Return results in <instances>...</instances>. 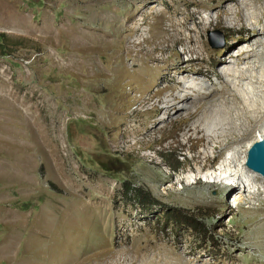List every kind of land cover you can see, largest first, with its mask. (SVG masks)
Listing matches in <instances>:
<instances>
[{
  "label": "rangeland",
  "instance_id": "1",
  "mask_svg": "<svg viewBox=\"0 0 264 264\" xmlns=\"http://www.w3.org/2000/svg\"><path fill=\"white\" fill-rule=\"evenodd\" d=\"M98 1L0 0V33L20 44L0 55V264H264V178L256 177L263 190L233 202L248 184L230 189L209 171L255 131L214 151L203 134L187 137L198 108L163 116L158 103L184 63L218 83L214 57L246 38L237 16L219 13L234 3L189 5L207 26L199 64L185 43L152 55L134 46L165 37L168 7L182 21L186 0H153L145 19L144 0ZM215 31L222 49L208 44ZM136 54L165 70L141 72ZM263 88L253 86L257 99ZM184 213L211 217L195 232Z\"/></svg>",
  "mask_w": 264,
  "mask_h": 264
},
{
  "label": "bare ground",
  "instance_id": "2",
  "mask_svg": "<svg viewBox=\"0 0 264 264\" xmlns=\"http://www.w3.org/2000/svg\"><path fill=\"white\" fill-rule=\"evenodd\" d=\"M224 2L234 3V7L229 8L226 5L219 7L220 15L234 14L237 16L242 31L246 33V38H239L237 46L235 44L230 45L229 48L234 50L228 56L222 57L224 54L222 53L214 57L215 64L222 65V68L217 72L218 83L204 84L199 79L200 77L192 74L193 72L197 74L205 72L208 74L207 70L204 71L203 68L191 69L184 63L180 70L172 69L174 73L169 80L170 84L164 88L169 93L158 100V103L161 104L160 110L163 111V116L182 113L180 111L181 105L188 107L186 108L188 110L183 112L198 108L201 115L198 116L194 125L186 129L187 137L191 138L194 134H203V139L208 144H212L214 151L222 145L224 147L232 146V142L240 144L252 131H255L252 140L247 142L244 148H234V152L227 159H222V165L214 171L213 169L209 170L212 172L210 176L217 178V181L227 180L229 182L226 181L228 183L227 188L232 189L238 183L242 185L243 183L248 184L249 189L243 186L242 192L233 198V202H238L244 197L252 198L249 195L250 193L247 194L250 189H253L254 194L259 190H263L258 187L256 182V177L262 176L246 168L245 161L249 148L259 140L264 141V88L261 90L260 99L256 98L257 95L253 89L254 85H261L264 82V0H224ZM191 3L203 5L199 0H186L184 3L185 9L181 13V15H185L182 17V21L176 18L179 14L178 11L176 9L169 11L168 7L167 13L169 16H165V20L169 24L164 27L165 37H157L156 34L155 36L148 35L143 37L142 41L134 44V46L140 47V52L146 50L147 55H152L158 48L163 51L169 50V42L173 45L185 43V52L191 54V58L188 61H198L200 62L199 64H202L205 59L199 57L203 56V49L199 46V42L201 33L207 26L203 19L197 18L196 14L189 11ZM153 4V0L141 2L143 19L153 14L151 12L144 14V10L153 9ZM154 15L162 17L163 14L159 12ZM189 17L192 18L193 26L188 25L187 19ZM184 32L187 33L185 34ZM244 40L249 43V46L239 48V44ZM143 42H146L149 48ZM156 42L159 43L158 46H150L156 44ZM91 43L92 37L86 35V46H90ZM163 43H165V46H160ZM135 56H138L137 58L140 61L141 72L143 70H155L156 72L157 69L160 72L165 70V61L163 60H156L152 56H150V60L148 57L144 59L139 54ZM88 59H91V55ZM135 61L136 59L133 62ZM154 62L155 64L152 66L150 63ZM245 84L247 85L246 88H244ZM249 86L252 88H249ZM233 109H237V111H233ZM202 173H204L203 168L200 172L198 171L201 176L204 175ZM204 176L208 175L205 173ZM196 179L200 181V177ZM206 180L210 181L209 178Z\"/></svg>",
  "mask_w": 264,
  "mask_h": 264
},
{
  "label": "water",
  "instance_id": "3",
  "mask_svg": "<svg viewBox=\"0 0 264 264\" xmlns=\"http://www.w3.org/2000/svg\"><path fill=\"white\" fill-rule=\"evenodd\" d=\"M208 44L213 49H222L225 40L219 32L208 33ZM245 166L264 178V141L255 142L247 152Z\"/></svg>",
  "mask_w": 264,
  "mask_h": 264
},
{
  "label": "trees",
  "instance_id": "4",
  "mask_svg": "<svg viewBox=\"0 0 264 264\" xmlns=\"http://www.w3.org/2000/svg\"><path fill=\"white\" fill-rule=\"evenodd\" d=\"M225 44H226V41H225ZM18 45H20L19 42L9 40L4 33H0V55L1 56L8 55ZM176 161L179 162L177 157H176ZM137 193H138L137 197L141 200L140 196L144 195V194H141L140 191H138ZM149 203L151 204V206H157L158 205V203L156 201H153V200H152V202H149ZM166 213L168 214L169 210ZM173 214L176 215L175 213H173ZM176 217H178V216H176ZM182 217L184 218V222L187 224V226L192 231L200 232V229H203L202 227H204V225L202 224V221L205 218L211 217V216H206V215L198 216V215H194V214L192 215V214H185L184 213V215ZM207 234H209V233L205 232L204 234H202V236L206 238Z\"/></svg>",
  "mask_w": 264,
  "mask_h": 264
},
{
  "label": "clouds",
  "instance_id": "5",
  "mask_svg": "<svg viewBox=\"0 0 264 264\" xmlns=\"http://www.w3.org/2000/svg\"><path fill=\"white\" fill-rule=\"evenodd\" d=\"M219 161H220V160H219ZM219 161H218V162H219ZM217 166H218V165L214 164V166H213V171L216 170L215 167H217ZM193 179H194V178H193Z\"/></svg>",
  "mask_w": 264,
  "mask_h": 264
}]
</instances>
